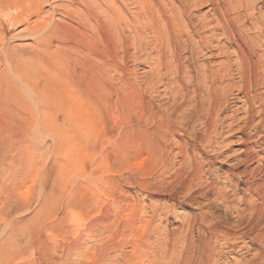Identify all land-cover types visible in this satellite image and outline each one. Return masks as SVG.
<instances>
[{"label":"rangeland","instance_id":"rangeland-1","mask_svg":"<svg viewBox=\"0 0 264 264\" xmlns=\"http://www.w3.org/2000/svg\"><path fill=\"white\" fill-rule=\"evenodd\" d=\"M72 1L51 0L52 3L45 6V10H49L50 13L53 12L54 18L59 21L61 18L63 22L71 20L68 15H72L74 12H76L74 13L75 15L73 14L75 19L79 15H87L89 12L95 13L99 19L96 23H90L91 25L93 24L90 28L94 31L90 28V31L87 30L91 34L100 31L101 34L97 33L100 39L103 35L107 37L108 29L106 28L114 26L112 18L113 8L111 9V7L118 8L119 6V9L124 10L125 16L131 17L128 20H131L130 23L133 22L134 25L127 31L128 38L131 40V46L124 55V74L123 76L116 74L117 76L115 75L114 79L111 78V91L108 94L109 104L107 107L102 108L103 111L101 113L94 110V108L92 109L93 115H95L94 113L97 114L95 115L94 122L90 123V125L88 124V126L84 123L82 125L81 123L77 124V122H74L76 124L60 125L50 123L47 125L46 122L41 121V117L36 122L37 124H26L25 120L21 118L20 124L17 125L19 120H17V117L20 118L25 111L13 105V150L11 151V155L5 157L1 161L2 163L0 162V251L5 248H10V250L3 254L0 252V264H79L82 257L78 256L77 258L74 257L75 259L66 260L62 258V255L68 252L70 246L77 242L78 239L80 240L82 237L87 236L88 231L93 227L95 218L99 215L100 209H103V207L106 209L108 206L112 207L115 215L113 214L112 219L108 222L107 231H99L97 238L88 241L86 246L89 250H86L89 251V261L98 252L102 251V248L103 250L105 249L102 246L104 241L115 242L121 238V233H125L126 240L123 243L127 239L129 243L136 240L141 243L145 241L151 243L143 251L146 257L138 262V257L132 254V246L129 243L123 244V247H114V244L107 249L110 253V259L113 257L114 260L111 259L110 261L112 262L109 261L107 264L122 263L125 258L123 253L131 256L133 260L128 264H149L150 258L148 255L153 254V251L164 244L184 239L186 233L174 232L178 230V227L183 222L188 223L192 216L200 215L201 212L210 213L216 211L215 213L220 217H224L225 220L233 221L237 218V212L232 210H230L229 216L224 214L227 211L226 205L229 203L224 201L218 202V190L228 185L227 180L229 178H234V181L237 182L238 177L235 175L237 172L239 174L248 167L252 168L257 164L259 165L258 158L249 162V166L245 163L243 165V159L249 148L260 149V144L264 141V130L260 131L255 127H244L243 120L246 110L244 98L246 97L238 87L241 81L234 67L231 75L223 71L221 72V77L222 75L224 77L219 84L225 92L222 91L224 93V100L222 101L223 104L221 103L219 107L221 109L219 110L218 117L220 120L219 124H222L223 127L214 132L215 134L213 133L214 135H211L209 139L206 136V132L204 133L205 124L203 122L205 120L202 119L200 123L198 121L196 126V134L198 136L196 142L190 141L191 139L187 135L178 134L175 135L176 137L168 138L167 141L164 138L161 139L160 136H157L150 130L154 125L153 120L147 119V121L146 118L140 119L135 114H131L132 109H130V106L134 104L132 103L133 99H131V92H127L122 82L126 79L131 82L133 81L139 86H146V83L152 77L150 73L152 72L153 64L151 63L157 55L153 51L155 44L152 41L150 31L143 28V21L141 22L140 19L132 17L139 13V7L131 4L130 0H117V2L116 0H74V4ZM257 2L259 11L257 10L254 13L255 17L260 18L264 22V13H262L264 12V0H257ZM51 7H57L56 11L54 12ZM197 7L193 6L192 8L194 20L206 17L204 19L208 21V19L212 20L214 18V10L211 8L212 6L209 1L202 0ZM59 12L62 14H59ZM233 14L240 16L237 19V28L246 30L251 27L249 16L244 10L240 9L237 13ZM21 27L20 25L12 28L9 30L8 35L16 33ZM137 27L144 29V33L135 38V32H132V30ZM209 29L205 32L196 33L194 35L195 39L199 41L203 36L205 39L208 36L207 39H209L212 34H215L214 37H219V40L215 39L213 40L214 42L211 41V49H204L205 52L203 51L202 56L200 55L197 64H211L217 68L222 61H228L229 58L227 57L235 50V46L226 41L227 39L216 33L215 30ZM251 36L249 35V37ZM140 37L143 39L147 37V41L151 44L141 41ZM26 40L12 39L10 45L12 48L18 49L30 42V45L34 44V40ZM140 41L144 43L142 44ZM262 41L264 42V38H262ZM262 41L258 43L262 44L260 43ZM218 42L219 45L215 46ZM58 43L56 41L55 44ZM213 46L216 48L219 46L220 48L216 49ZM143 47L147 48H145L147 52H145L146 50ZM258 54H264V47L258 50ZM157 83V81L153 83L150 90H147L148 92L146 91L145 93L146 98L156 104L158 111H161L171 104L173 97L171 92H169L170 90L166 88V85ZM236 84L237 86H235ZM263 85L264 83L250 94L259 98L256 109H262L261 111L264 112ZM261 102L263 103L261 104ZM41 104H36L38 107L34 104V109L38 110L40 107L42 108L43 104ZM136 104L139 103L137 102ZM18 111L19 114L17 115ZM258 118H256V122L259 121ZM139 119L142 120V126L147 128L143 127L144 131L140 134L143 145H139L137 141H134L128 131L131 125L137 123ZM15 120L17 122H14ZM45 126H48L53 132L50 129L49 132H45ZM40 131L43 132L42 140L36 138V134ZM59 134H62L63 140L65 139L66 142L59 138ZM204 134L208 138V140L206 138L208 142L204 139ZM154 139H158L161 142L162 151H159V148L153 145ZM180 141L190 142L191 155L196 154L194 155V159H192L193 167H195L193 168V174L195 175L190 172L189 168H187L189 170L185 168L184 176L181 179L182 183L174 184L171 187L168 186V183L174 179L175 174L181 168L182 157L179 153V148L176 146ZM209 141L211 144H209ZM163 151L169 155V162L171 160L170 166H173L168 168L169 170L163 169L160 164ZM260 156L263 157L264 153L260 152ZM196 168L197 171L195 172ZM199 173L203 175L200 180L197 179L198 175H200ZM263 173L264 166L261 173L257 172L255 174L254 179L256 183L264 181ZM192 177H195L196 182ZM240 179L244 180V177L241 176ZM185 182L190 183L187 184ZM178 185H188L189 194H192L196 199L194 201L186 199L184 195L179 193ZM243 186L244 184L242 183L240 187ZM227 190L229 191L231 200L232 198H240L243 194L240 192L235 195L234 190L231 188ZM234 202L231 204L233 205ZM132 206H137L139 211L143 212L141 214H144L146 219H150L147 231L142 232V234L141 231L143 229L139 227L138 222L137 226H127L126 221L128 222L129 209H132ZM75 213L80 215V219L79 221L72 222L71 217ZM137 234L141 240H139L140 238L138 239ZM197 238L198 235L195 233L188 236L187 240H197ZM229 238L233 239V237ZM247 239L240 241L231 240L232 242L230 241V243H234V247L231 244L227 246L225 240H220L214 255V263L247 264V261L260 248L258 244H254L250 239ZM18 242L19 247L15 248L17 247L15 244H18ZM192 256L190 264H197L196 257L198 258V256ZM56 260L58 261L56 262Z\"/></svg>","mask_w":264,"mask_h":264},{"label":"bare ground","instance_id":"bare-ground-1","mask_svg":"<svg viewBox=\"0 0 264 264\" xmlns=\"http://www.w3.org/2000/svg\"><path fill=\"white\" fill-rule=\"evenodd\" d=\"M130 1L131 4L139 7V13L132 17L140 19L141 22L143 21V28L150 31L152 41L155 44L153 51L157 54L153 58L154 62L152 61L151 63L153 67L150 74H152L153 78L151 77L152 80L150 78L146 86H139L133 81L126 79L122 81L124 83V86H122L126 87L127 92H131L132 103H134L133 105L131 103L132 106H130L132 115L135 114L140 119L153 120L154 125L150 128L151 132L160 136L161 139H166V141L168 138L171 139V137L178 134L187 135L190 137V141L196 142L198 137L196 134L197 123L204 119V133L206 132V136L209 138L219 128L223 127L222 124H219L220 120L218 117L221 109L219 107L224 100L222 91L225 92L219 84L224 77L223 75L221 77V72L231 75L235 67L241 81L238 87L246 97L244 98L245 100L243 99L246 106L243 120L244 127H255L260 131L264 130V112L261 111L262 109H256L259 98L250 94L264 83V54H258V50L264 47V42L262 41V38H264V22L260 18H256L254 14L258 10L257 0H207L214 10V18L212 20L208 19V21L204 19L206 17L194 20L192 15L193 6L197 7L202 0ZM51 3V0H0V162L11 155L13 150V105L25 111L23 113L25 115L22 114L20 118L17 117V120L19 119L17 125L20 124L21 118L25 120L26 124H35L41 117V121L46 122L47 125L50 123L61 125L77 122V124L81 123L82 125L84 123L88 126V124L90 125V123L94 122L97 114L94 113L95 115H93L92 109L94 108V110L101 113L103 111L102 108L107 107L109 104L108 94L111 91V78L114 79L113 77L116 74L121 76L124 74V55L131 46L127 31L134 25L133 22V24L130 23L131 20H128L131 17L125 16L124 10L119 9V6L118 8L111 7V9L113 8L112 18L114 26L106 28L108 29V33L106 32L107 37L103 35L100 39L97 36L98 32L101 34L100 31H96L95 34L94 32L93 34L89 32V28L93 26L90 23H96L99 19L95 13L94 15L89 12L87 15H79L82 17L78 16L75 19L73 14L76 12H74L72 15H68L71 20L63 22L60 17V21L54 18L53 12L50 13L49 10H45V6ZM72 3L74 4V0ZM56 8H52L54 12ZM240 9L244 10L249 16L251 27L246 30L237 28V19L240 16H236L233 13H237ZM59 14L62 13L59 12ZM20 25L22 27L16 33L8 35L9 30ZM211 25L214 26L211 27ZM209 28L215 30L216 33L226 38V41L235 46V50L230 55H228L229 53L227 54L228 61H222L217 68L211 64H197L200 55L202 56V53L205 52L204 49H211V41L219 40V37H214L215 34H210L209 39H207V36V40L204 36H201V39L198 38L199 41L195 39L194 35L196 33L205 32ZM144 29L141 27L133 29L132 32H135L134 37L137 38L138 35L144 33ZM249 35L252 36L249 37ZM146 38H144L145 40L141 38V41L148 43L149 41ZM12 39H31L34 40V44L30 45L31 42L29 44L27 42V45L24 44L18 49L12 48L10 45ZM56 41L59 43L55 44ZM259 41H262L260 42L262 44H259ZM219 42L215 46L219 45ZM16 45L14 46L17 47ZM145 48L143 47L144 50L147 49ZM156 81L166 85L173 97L171 104L161 111H158L156 104L146 98L145 93L150 90ZM137 102L139 104H136ZM41 103L43 107L39 106L40 109L35 110L33 105ZM256 118L259 119L258 122H256ZM140 119L137 123H133L128 131L134 141H137L139 145H143L140 134L144 131L143 127L145 128V126H142V120ZM14 122L17 121L15 120ZM31 127L33 126L31 125ZM44 129L45 132H49L50 128L45 126ZM50 130L53 132L52 129ZM42 135L43 132L40 131L36 134V138L39 140L43 137ZM45 135L47 134L45 133ZM59 138L66 142L65 139L63 140L62 134H59ZM206 138L204 134V139L206 140ZM209 144H211L210 141ZM153 145L156 148L158 147L159 151L163 148L158 139L153 140ZM176 146L180 150L182 161L181 168L175 174L174 179L168 183L169 185L167 184L171 187L174 184L182 183L181 179L184 176L185 168H189L192 174L194 172L193 168H195L193 167L192 159H194L196 154L191 155L190 142L180 141ZM260 152L264 153V141L260 144L259 150L249 148L243 159V165L244 163L248 165L249 162L258 158L259 165L257 164L252 168L248 167L239 174H237L238 172L236 174L233 172L237 175L238 181L235 182L234 178H229L227 180L228 185L218 190V202L229 203L226 205L227 211L224 214L229 216V212L232 210L237 212V218L233 221L225 220L224 217L216 214V211L210 213L201 212L200 215L192 216L188 223L183 222L178 227V230L174 232L186 233L184 239L164 244L153 251V254L148 255L150 258L149 264H190L191 258H193L192 255L198 256V258L196 257L197 264H215L214 255L220 240H225V244L228 246L233 239L240 241L246 238L260 247H258L259 250L256 248L258 252L253 254L254 256L247 261V264L264 263V181L256 183L254 179L257 172L261 173L263 171L264 156L261 157ZM160 160L163 169L166 168L165 170H167L173 167L172 165L170 166L169 155L165 154L164 151ZM239 175L243 176L244 180H241ZM198 176L197 179L200 180L203 175L200 174ZM192 178L194 179L195 177ZM158 181L160 182V180ZM194 181L196 182L195 179ZM242 183L244 186L240 187ZM187 186L178 185L179 193L184 195L186 199L194 201L196 198L189 194ZM228 188L234 190L235 195L240 192L243 194L240 198H232L231 200ZM233 201L235 202L232 205ZM129 210L128 222L126 221L127 226L134 227L138 222L139 227L143 229L141 234L146 232L150 219H146L137 206H132V209ZM114 213L112 207L109 206L106 209L104 207L100 209L98 217H94L93 227L88 231L87 236L82 237L80 240L78 239L77 242L71 245L68 252L62 255V258L69 260L80 256L82 259L79 264H107L113 259V257L110 259V253L107 249L114 244V247H120L125 243H129L128 239L123 243L126 240L125 233L120 231L121 238L115 242L112 241L113 243L104 241L102 246L105 249L103 250L102 248V251L98 252L90 261L88 259L89 251H87L89 249L86 245L90 239L97 238L99 231H107L108 222H110ZM79 216L78 213H75L72 217L70 216L71 221H79ZM139 227L137 228L139 229ZM195 233L198 235L197 240H187L188 236ZM229 237H233V239ZM213 239L215 240L213 241ZM170 240L172 239L170 238ZM129 244L132 246V254L138 257L137 261L139 262L146 257L143 251L151 243L149 241L141 243L136 240L131 241ZM18 245L19 242L15 244L17 246L15 248H18ZM231 245L234 247V243ZM9 250L10 248H5L0 252L3 254ZM123 254L125 258L122 263L128 264L133 261L131 256ZM122 263L119 262L118 264Z\"/></svg>","mask_w":264,"mask_h":264}]
</instances>
